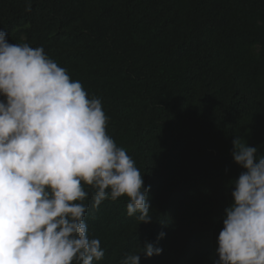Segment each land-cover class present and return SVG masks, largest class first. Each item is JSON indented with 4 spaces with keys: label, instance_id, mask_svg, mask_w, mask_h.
I'll list each match as a JSON object with an SVG mask.
<instances>
[{
    "label": "trees",
    "instance_id": "trees-1",
    "mask_svg": "<svg viewBox=\"0 0 264 264\" xmlns=\"http://www.w3.org/2000/svg\"><path fill=\"white\" fill-rule=\"evenodd\" d=\"M0 31L43 47L101 100L150 188L141 224L127 197L96 209L85 186L88 235L105 252L94 264H121L145 242L163 251L140 264H214L244 171L233 140L264 155V0H0Z\"/></svg>",
    "mask_w": 264,
    "mask_h": 264
},
{
    "label": "clouds",
    "instance_id": "clouds-1",
    "mask_svg": "<svg viewBox=\"0 0 264 264\" xmlns=\"http://www.w3.org/2000/svg\"><path fill=\"white\" fill-rule=\"evenodd\" d=\"M0 31V264H94L105 252L85 214L127 197V214L152 222L144 176L107 132L99 98H89L43 47L10 44ZM244 171L232 181L214 264H264V155L233 140ZM159 233L157 239H163ZM151 242L121 264L162 254Z\"/></svg>",
    "mask_w": 264,
    "mask_h": 264
}]
</instances>
